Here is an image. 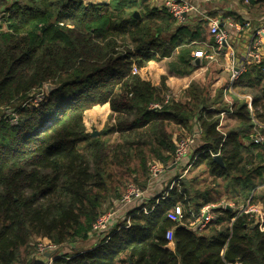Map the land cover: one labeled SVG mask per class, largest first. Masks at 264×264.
<instances>
[{
  "label": "trees",
  "instance_id": "16d2710c",
  "mask_svg": "<svg viewBox=\"0 0 264 264\" xmlns=\"http://www.w3.org/2000/svg\"><path fill=\"white\" fill-rule=\"evenodd\" d=\"M242 1L253 7L264 0ZM0 11V109L26 103L14 107L17 122L8 115L0 119V264H30L34 259L22 251L34 237L74 250L53 255L52 264H264V230L239 206L216 207V218L202 231L193 227L203 207L215 201L208 191L192 196L193 187L183 179L169 185L165 198L149 201L151 212H129L130 224L125 218L99 245L76 246L95 235L94 223L112 198L113 167L138 160L147 181L149 158L172 165L175 126L185 138L201 131L193 165L206 164L211 181L232 178L247 186L261 175L264 142L253 135L264 127L254 122L245 99L231 115L236 123L222 132L219 113L227 106L207 104L209 95L197 84L188 101L170 98L164 105L168 76L156 86L139 73L149 62L167 59L170 73L191 74L198 42L208 36L213 42L205 21L178 25L151 0H0ZM47 82L57 85L48 101L27 105ZM235 88L253 97L254 118L264 125L261 68L250 64ZM222 93L214 105L224 102ZM106 103L115 124L105 133L119 137L111 145L89 140L83 120L86 110ZM155 103L162 108H152ZM210 151H220L224 164ZM253 185L252 190L258 186ZM252 190L239 192L237 201L256 204ZM177 205L181 221L170 217Z\"/></svg>",
  "mask_w": 264,
  "mask_h": 264
},
{
  "label": "rangeland",
  "instance_id": "374dc122",
  "mask_svg": "<svg viewBox=\"0 0 264 264\" xmlns=\"http://www.w3.org/2000/svg\"><path fill=\"white\" fill-rule=\"evenodd\" d=\"M84 1L88 3L87 0ZM127 1L129 3H132L138 0H127ZM160 3H161L160 0L152 1L153 6L154 5L158 6ZM2 14L3 13L0 11V25L3 22ZM218 68L219 66H216V64L209 62L206 67H201L197 70H193L194 71L193 74L177 75L170 73L168 60L163 59L162 61L149 62L145 68L139 70V73H141L142 76L145 77V79L150 80L156 86L159 85L163 86L161 82L162 76L167 75L168 76L166 80L167 89H164V93H163L165 99L171 98V100L176 99L178 101L179 100L188 101L189 90L191 86H193V84H197L199 88L204 89L205 92L209 95L210 99L207 101V104L209 105L212 104L217 108H222L227 106L228 108L230 105L228 102L232 103V101H234L235 102L234 106L236 104H239L241 101H243L242 99L240 100L238 99L240 97H236V98L229 97L227 98V100H225L226 102L224 101L225 103L219 102L218 104L214 105L215 100L219 97V92L221 88H223V85L227 81V78L229 80V76H230L228 75V73L227 76L225 75L220 76V74L217 73ZM134 73L137 72L134 71ZM219 73H221V71H219ZM215 77H219L218 83H215L216 82ZM45 86H50L52 88L57 87V85L53 84L52 82H47ZM241 91L244 92V90L241 89H239L237 92L240 93ZM245 91H248V89H246ZM49 96H50L49 89L46 87L44 88L43 86V88L40 91L34 93L26 102L28 103L27 105L29 106L32 104L37 105L43 102L45 103L46 101H48L47 99ZM165 101L166 100H164L163 104L164 105L168 104ZM19 104L23 105L26 103L18 102L14 105V107H16V105ZM14 107L11 106L10 108L0 109V119L2 116L8 115V118H10L14 122H17L19 114ZM235 119L236 118L234 116H228L226 117L225 124H232L230 126H233L237 121V119L236 120ZM83 120H84L86 133L89 136V140L100 138L102 140L108 141L109 145L114 144L119 140V137L116 133L114 132L105 133L108 128H111L115 124V120L112 117V112L110 110V106L108 103L95 105L92 108L86 110L84 113ZM176 128L178 127L175 126L173 129V131L175 132V141L179 142L181 139L177 140V138L180 135L184 137V135L186 134H181V132L177 131ZM222 132H225L224 128H222ZM89 140L82 143V146H87ZM194 149L197 152V148L194 147ZM194 149L192 148V150ZM185 159L179 162L176 166L175 165H171L169 167L167 166V168L159 178H151V179L149 178V180L147 181L145 179L147 175H145L143 171L140 170L138 160H134L131 162V164H128L126 166L113 167L112 168L113 175L111 177V181L113 182L109 183L110 184L109 189L112 198H109L108 201L104 203L103 214L101 216H105L109 213L115 212L114 216L108 221L106 227L102 230L103 232L99 231L98 234L95 233V235H93L89 239L85 241L77 242L76 244L77 248L81 250L94 248L96 245H99L104 240L105 235L108 231L113 230L115 227L120 225L121 222H123L124 220L123 216L126 215V211L128 210L126 208L130 205L122 207L121 206L122 204H120V202L124 194L128 191L130 183L135 184L137 186V189L144 192V195L147 199L140 198V200L144 202L148 200V198H153V196L156 195L158 192L160 193L162 189L166 188V185L170 181H172L173 179L179 176V178H181L179 182L182 179L186 180V182H188L190 186L193 187L192 190H194V192L193 191L191 192L192 196H196L197 193H203L205 191H208L210 192L209 193L210 195L213 194L212 195L214 199L213 201H215L213 204H217L218 206L219 204H223V205L231 204V206H233L231 207V209H236V206H241L242 204L246 203L244 202V200H241L239 202L237 201V198H239L238 197L239 192L243 193L244 195H247V193L250 190H252V187L254 186L253 184H257L258 186L254 187L255 189L252 190V194L254 193L257 194L258 200L256 204L261 205V207L264 209V169H262L261 175L252 176V180H251L252 183H249L247 186H244L243 182H239V180L232 178H228V179L222 178L219 179L217 182H213L211 181L212 178L206 164H201L196 166L193 165L195 161L191 160L192 163H187L185 162ZM196 159H197V155L193 158V160ZM153 163H157L162 167H166L158 159L151 157L149 158L148 169L149 166ZM173 166L176 167L177 169H174ZM160 194H162V192ZM199 198L201 201H204L203 195H199ZM134 203L139 205L141 204V201H136L133 202L132 204ZM194 222L192 224H194ZM40 246L45 247V249L48 250L47 253H51L52 256L63 252H69L70 254L74 252V250L69 246H64V247L54 246L51 244L44 243L43 241H40L37 237H34L30 242V244L28 245V247L22 251V257H25L26 259L35 260L39 256V258L47 261L46 257L41 255L37 256ZM27 252L30 254L28 255Z\"/></svg>",
  "mask_w": 264,
  "mask_h": 264
},
{
  "label": "built area",
  "instance_id": "2783aa9c",
  "mask_svg": "<svg viewBox=\"0 0 264 264\" xmlns=\"http://www.w3.org/2000/svg\"><path fill=\"white\" fill-rule=\"evenodd\" d=\"M161 3L158 5L159 9L167 10L176 23L178 25H191L194 23L195 19L200 21H205L207 23L209 33L213 36L214 39V46L216 51L210 52L207 49H198L193 52L194 58H200L201 62L211 63V62H218V55H225L228 56L229 64L226 67V70L229 72V80L228 83L223 88L222 98L227 100V98L232 97V94L243 97L246 99L247 106L252 113L254 122L259 127H264L262 123H260L256 118H254V109H253V97L251 95L240 96L236 93L235 84L240 76L246 72L250 64H254L261 68L262 72L264 73V23L259 26H253L250 21L245 22V24L241 25L235 22H230L232 28L236 29V31L242 30L244 27L251 28V35L249 37L248 45L246 48V52L242 58H238L236 55L235 47L232 43V34L224 25H222V21L219 16L210 14L209 7L207 6L211 0H160ZM247 2L249 0H246ZM193 19V20H192ZM193 22V23H192ZM135 72H138L136 68H134ZM47 88V86H45ZM44 87V88H45ZM42 95V94H41ZM233 98V97H232ZM170 98L166 99V103H168ZM226 102V101H225ZM230 105L226 110H223L219 113L220 121L218 124V129L222 131V128L225 124L226 117L234 114V101L232 103L228 102ZM154 109H161L162 105L159 103H155L151 105ZM201 135V131L198 129L195 133L191 134L190 136L183 138L177 144L174 159L172 165H177L179 162L183 161L187 155L192 151V148L197 144V139ZM253 138L257 142H264V133L257 132L253 135ZM213 156L221 155L220 151L213 152L210 151ZM167 167H162L157 163H153L149 166V178H159L161 174L165 171ZM179 178L178 180H180ZM175 180L171 183L169 189H171L175 184ZM167 193L159 194L156 198L158 202L159 199L165 198ZM139 198V199H137ZM141 199H147L144 195V192L137 189V186L133 183L129 184L128 191L124 194L123 198L121 199L120 204L121 206H128L131 205L133 202L141 201V204L138 208L140 211H144L149 213L152 211V208H148V204L150 198L146 201H142ZM227 207L231 208V204H213L209 203L201 210L200 216L194 222L193 227L198 228V230H203L207 224L214 218H216V213L212 210L216 207ZM239 213H251L254 218L255 222L259 224V227L264 230V209L261 205L253 204L250 200L247 201L246 204L239 206L238 208ZM115 212L109 213L105 216L99 217V219L94 223V233L102 231L108 221L114 216ZM170 217L173 220L181 221L182 219V208L181 206L177 205L174 210L170 213ZM127 222L130 224V220L127 217ZM103 232V231H102ZM167 238L172 240L173 238V230H169L167 233ZM47 249L45 247L40 246L37 256L41 255L45 257L47 253ZM39 258V256H38ZM47 264L53 263V257H46Z\"/></svg>",
  "mask_w": 264,
  "mask_h": 264
},
{
  "label": "crops",
  "instance_id": "0c3cea01",
  "mask_svg": "<svg viewBox=\"0 0 264 264\" xmlns=\"http://www.w3.org/2000/svg\"><path fill=\"white\" fill-rule=\"evenodd\" d=\"M111 1L113 2L114 0H87L88 3H110ZM151 1H156V0H151ZM207 6L209 7V10H210V12L213 13V15L215 14V15L220 17V19L222 21V25H224L226 28H228V30L232 34L231 40H232V43H233V45L235 47L236 55H237L238 58H242L244 56L245 52H246V48H247V45H248V41H249V37L251 35V30L252 29L248 28V27H246V28L244 27L242 30L236 31V29L232 28V26L230 25V22H235V23H238V24H241V25H243V23H241V21H239V20L237 22L234 21V18L232 16H227V14H230V13L239 14V15H241L243 21H247L248 20V21L251 22V24L253 26H259L262 23H264V1H263V3L259 2V3L255 4L253 7H248V5L246 3H244L242 0H211V2ZM197 24H199V20L195 19L194 23L189 25V26L195 27ZM208 32H209V30H208ZM198 44H199V47L197 49H207L210 52L216 51V48L214 46V39H213V42H210L209 41V36L207 37V39H205V40L203 39L200 42H198ZM193 52H192V55H193ZM228 59H229L228 56L225 55V53L223 52V55H221V54L218 55V62H211L213 64H216V66H219V68L217 70L218 71L217 73L220 74V76H224V75L227 76V73L229 75V72L226 70V67L229 64ZM207 65H208V63H205V62L201 63V65L199 67H196L194 65V70H197V69H199L201 67H206ZM219 71H221V73H219ZM193 72L194 71H192L191 74H193ZM218 80H219V77H215V81H216L215 83H218ZM227 83H228V78H227V81L225 82V84L223 85V88H224V86ZM223 88H221V90H220L221 93L223 92ZM235 91L240 96H245L246 95V94L238 93L236 88H235ZM236 97H239V96H236ZM238 99L239 100L240 99L243 100L245 98L240 97ZM230 125H232V124H225L223 126L225 132L228 130ZM196 155L197 154H196L195 149L192 150L187 155V157L185 159V162L192 163V161H194L193 158ZM174 169H177V168L174 167ZM178 179H179V177H177V178L173 179L172 181H170L166 185V188L162 189L160 191V193L162 192V194H163L168 189L169 185H171V183H173L175 180H178ZM178 182H179V180L176 181V183H178ZM158 193L156 195H154L153 197H157L160 194V193L159 194ZM165 193H167V191ZM212 195L213 194H211L210 196L213 198ZM151 199H153V198H150V200ZM210 202H212V201H210ZM134 204H131L132 205V206L130 205L131 207L128 206L126 208L128 210L126 211V215L123 216L124 220H125V218H127V215H128L129 212L137 209L139 207V205H140V204L139 205L138 204L134 205Z\"/></svg>",
  "mask_w": 264,
  "mask_h": 264
},
{
  "label": "water",
  "instance_id": "95a60500",
  "mask_svg": "<svg viewBox=\"0 0 264 264\" xmlns=\"http://www.w3.org/2000/svg\"><path fill=\"white\" fill-rule=\"evenodd\" d=\"M136 15L138 16L139 15V12H136ZM201 59L200 58H195L194 60H193V64L196 66V67H199L200 65H201ZM47 88L49 89V91H50V93L52 92V90L54 89V88H52V87H50V86H47ZM214 158H215V160L216 161H218L219 163H221V164H224V162H223V158H222V156L221 155H216V156H214ZM52 256V254L51 253H46L45 254V257H51ZM30 264H47V262L45 261V260H43V259H41V258H37V259H35V260H33Z\"/></svg>",
  "mask_w": 264,
  "mask_h": 264
}]
</instances>
